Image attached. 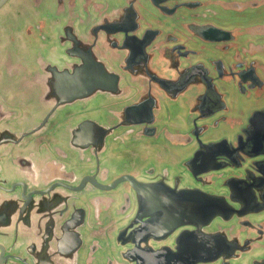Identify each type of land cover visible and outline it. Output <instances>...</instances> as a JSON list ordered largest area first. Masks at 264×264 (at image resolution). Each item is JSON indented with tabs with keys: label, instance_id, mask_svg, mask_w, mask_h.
Masks as SVG:
<instances>
[{
	"label": "flooded vegetation",
	"instance_id": "af4514ba",
	"mask_svg": "<svg viewBox=\"0 0 264 264\" xmlns=\"http://www.w3.org/2000/svg\"><path fill=\"white\" fill-rule=\"evenodd\" d=\"M92 1H44L52 30L29 24L26 51L39 44L49 57H37L34 67L13 51L6 61L0 46L1 81H11L7 93L0 89V100L17 106V112L0 108V150H17L10 159L17 176L4 172L0 178V264H137V199L128 185L98 188L127 175L226 205V217L213 219L203 235L184 226L166 239L141 238L142 249L156 253L147 258L151 264L158 258L163 264H264V19L248 26L246 15L264 14V0H139L144 38L125 44L123 31L137 27L136 2ZM23 13L38 18L34 9ZM20 31L9 30L5 39L16 40L12 35ZM70 32L119 75V90L62 107L44 130L33 131L53 109L44 100L47 69L77 62ZM208 46L223 57H206ZM106 98L114 103L105 105ZM26 105L33 111L19 108ZM152 108H159L154 122ZM87 120L116 129L104 148L95 149L88 138L74 140ZM161 137L173 147L163 154L173 174L129 162L138 156L134 148L147 157V141ZM85 168L95 185L72 190ZM19 184H25L24 197Z\"/></svg>",
	"mask_w": 264,
	"mask_h": 264
},
{
	"label": "water",
	"instance_id": "95a60500",
	"mask_svg": "<svg viewBox=\"0 0 264 264\" xmlns=\"http://www.w3.org/2000/svg\"><path fill=\"white\" fill-rule=\"evenodd\" d=\"M9 1L10 0H0V10ZM134 1L136 2L134 6L137 9L136 13L138 16L133 17L132 21H135V26L137 27L135 29L133 28L131 31H123L125 37L122 41L123 44L128 43L131 40L139 41L144 38L140 36L142 35V18L140 17L141 12L139 10L140 3L139 0ZM68 34L75 45L71 51V54L75 55V57L72 58L77 62L75 65L68 64L63 69L56 66L47 69L51 79H49L46 84L47 94L44 96V100L46 102L48 101V103L53 106V109L48 113L39 128L37 127L33 131L38 132L44 130L51 119L59 116L58 110L62 107L85 101L98 92L115 94L119 90V75L110 72L102 63L98 62L92 54V49L86 50L82 48L80 42L77 41V37L72 32ZM151 110V119L154 122L156 117L154 113L156 110H159V108H152ZM115 131L116 129H104L102 126L95 123V121L87 120L81 122L77 126L73 135L74 140H77L78 138H88L89 142L93 144L95 149H102L106 146V140L110 138ZM26 135L28 134L25 133L21 137L25 136V140V138H27ZM4 139L5 138L3 137L1 138V140ZM14 152H17L15 148H5L4 150H0V178L4 172H6V174L8 173L17 176V173L14 171V167H16L17 164H15L14 161H10ZM73 166H76L75 162H73ZM86 169L87 168H85L82 175L78 176V180L81 179L79 186L77 188L71 187L72 190L82 191L87 187L89 182H93L95 185V177L85 176ZM82 170L83 169L80 166L77 168V171L79 172ZM5 177L9 178L10 176L5 175ZM0 182H2L1 179ZM122 185H128L137 199L138 216L137 218L135 217V223L138 224V222H141V224L140 226L138 224L136 231L138 232L139 237L144 241L150 239H166L173 234L174 231L184 226H195L201 233L202 229L208 226V224H210L216 217H226L224 211L226 205L219 201H214V199L211 200L203 194L193 195L192 193L178 191L170 188L166 184L142 183L129 175L117 178L109 186L98 183V188L103 192H108L113 191ZM13 186L15 187V185ZM58 186L62 188H70L69 184H58ZM19 187L25 188L23 192L24 197L26 195L25 184H19ZM34 194H38V192ZM187 194H191V196ZM140 239L133 241L135 248L132 253L138 255L135 262H137V264H151V260H148L147 258H149V254L155 256L156 253L149 249H142L140 243L144 241ZM146 253L147 256H144ZM168 261L171 262L166 259L164 264H169ZM197 262L199 261L191 260L192 264H196ZM155 263L163 264V261L161 258H158Z\"/></svg>",
	"mask_w": 264,
	"mask_h": 264
},
{
	"label": "rangeland",
	"instance_id": "374dc122",
	"mask_svg": "<svg viewBox=\"0 0 264 264\" xmlns=\"http://www.w3.org/2000/svg\"><path fill=\"white\" fill-rule=\"evenodd\" d=\"M11 2H13V0L9 1L2 8V10H0V16L4 15V17H7L9 19L8 23H5L4 20L0 22V25L4 29V30H2V28L0 27V32H2V34H6V35L9 33L8 31L11 29L15 32L20 29V28H18V29L16 28V22H22V23L25 22V20L22 21V19H21L22 17H20V15H19L20 11L17 12V8H19L20 6L19 7L16 6V8H15V6H13L15 3H11ZM20 3H21L22 8L24 9L23 11L26 14H28V13L30 14V12L33 11V8L31 6L29 0H21ZM48 7L49 6L45 5V6H42L41 8L44 9V8H48ZM14 14H18L17 16L19 17V19L16 22L13 20ZM256 14L257 13L255 11H253V13L249 12L248 14H246L248 17V19H247L248 20V26L253 25L254 22L257 23L261 19H264V14H262L260 12H259V15L256 16ZM1 18H3V17H1ZM4 39H5V37H4ZM5 40L7 41V43L9 45H6V47L1 46V49L5 50L4 59L6 61H8L7 59H10V58H7L10 51H13V53H15L14 57L16 59L23 61L24 63H26V65H33V67H34V62L36 61L37 57H39V56L44 57V58L49 57V49L48 48L40 49L39 44L34 45L30 50L26 51V50H23L22 48L18 47L19 43L16 40H13V41H8V39H5ZM205 54H206V57H209V59H218V58L223 57L222 52L218 51L215 47H211V46L210 47L208 46L205 48ZM16 81H17L16 79L12 80V82H16ZM8 82L11 83V81H0V89L2 90L3 93H7V87L9 84ZM11 91H12V93L15 92L13 90H11ZM4 96L7 97L8 94H4ZM98 99L103 100L104 98L99 97ZM107 100H109V101L107 103H104L105 105H112L114 103L109 98ZM97 101L98 100H96L92 103L94 105L92 107H94V108L97 107V104H99ZM254 104L255 103L252 102L250 105L253 106ZM24 109H26V111H28V110L33 111V110H31L32 108H29V107H26ZM78 109H81V107H78ZM85 109H87V107ZM171 111H172L171 113L173 114L174 110H171ZM28 113H31V112H24V114H28ZM186 114H187V112L184 113V115H186ZM166 116H167V112H165V114H164V122L166 121ZM160 127H163V126L160 125ZM184 130L185 129H181L180 131L184 132ZM147 142H148L147 146H149V145L152 146L151 148H147V157L145 155L142 156L141 152H140L141 154L139 153L140 149L134 148L135 152H137L138 156H137V158L131 159V160L129 159L130 158L129 157L128 158L129 162L132 164L140 165V166H143L147 163V170L148 169H156V173H158V174L162 173V171L166 167H168L169 171H171L173 174L175 172L173 169V165L171 164V162H169V159H165L163 157V154L166 152L167 149H171V150L173 149V147H171L169 142L167 140H165L164 137H161L159 139V141H156V142H153L152 140L147 141ZM136 147H138V146H136ZM164 148H165V151H164ZM143 153H145V152H143ZM172 178L173 177L171 175V179ZM189 185L193 186V184H189ZM204 190L206 192L212 191L210 188H205Z\"/></svg>",
	"mask_w": 264,
	"mask_h": 264
},
{
	"label": "crops",
	"instance_id": "0c3cea01",
	"mask_svg": "<svg viewBox=\"0 0 264 264\" xmlns=\"http://www.w3.org/2000/svg\"><path fill=\"white\" fill-rule=\"evenodd\" d=\"M44 1L45 0H29L32 8L34 10H36V12H37L38 18L35 19V20L33 18H31L29 15H26V16L24 15V13H23L24 11L22 12V9L23 8H22L21 3H20L21 0H13V2H11V3H15L13 5V6H15V8H16V6H18V7L20 6L19 8H17V12L20 11V14L19 15H20V17H22L21 18L22 21L25 20V22H23V23L22 22H16L19 19V17L17 16L18 14H14L13 20L16 22V28L17 29L20 28V29H22V31H20L19 34L12 35V38L14 39V37H16V41L18 43H21V44H18V45H20L19 48H22L23 50H27L28 49L27 48V44H26V37L29 35V26H30L29 24H35V25L37 24V25H39V27L41 29H43V28L46 27L47 30H52V25H53L54 22L52 21L53 23H49L48 21H46V19L52 20V18H53L52 13L51 14L50 13H47V11L45 9H42L41 8L43 6V4H44ZM93 3L94 4H97L98 3V0H93L92 1V4ZM72 8H74V4H73V7ZM1 17H3V18H1ZM3 20L5 21V23H8L9 22V19L7 17H4V15H1L0 16V22L3 21ZM27 20H28V22H27ZM0 27H1V25H0ZM2 30H4V29L2 28ZM7 35L6 34H2V32H0V39H4V37L6 38ZM0 46H3V45H0ZM0 77H1L0 78V81L4 79V76L2 78L1 66H0ZM15 99L16 98H13L12 101H14ZM31 102L34 104V100L33 99H30L29 103H31ZM37 105H38V103H37ZM27 106L28 105H26L24 107H19V108L24 109ZM0 108L1 109L4 108L3 110H5L7 108V109H10L13 112H17V106H15L13 103L11 104L9 102L2 101V100H0ZM3 122H4V119L3 118H0V131L3 128V125H2ZM40 140H41V138H40Z\"/></svg>",
	"mask_w": 264,
	"mask_h": 264
}]
</instances>
